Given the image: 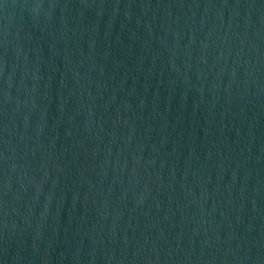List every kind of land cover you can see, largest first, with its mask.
<instances>
[{"label":"water","instance_id":"95a60500","mask_svg":"<svg viewBox=\"0 0 264 264\" xmlns=\"http://www.w3.org/2000/svg\"><path fill=\"white\" fill-rule=\"evenodd\" d=\"M0 264H264V0H0Z\"/></svg>","mask_w":264,"mask_h":264}]
</instances>
